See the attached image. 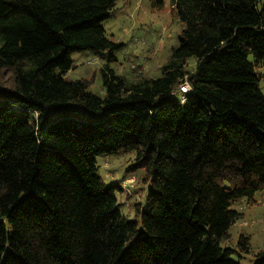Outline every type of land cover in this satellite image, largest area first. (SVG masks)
<instances>
[{"label": "trees", "instance_id": "16d2710c", "mask_svg": "<svg viewBox=\"0 0 264 264\" xmlns=\"http://www.w3.org/2000/svg\"><path fill=\"white\" fill-rule=\"evenodd\" d=\"M118 1L0 0V264H241L249 237L223 244L264 191V0H170L161 76L106 64L99 97L65 76L74 53L113 60ZM120 151L147 185L131 219L98 173Z\"/></svg>", "mask_w": 264, "mask_h": 264}, {"label": "rangeland", "instance_id": "374dc122", "mask_svg": "<svg viewBox=\"0 0 264 264\" xmlns=\"http://www.w3.org/2000/svg\"><path fill=\"white\" fill-rule=\"evenodd\" d=\"M128 1V2H127ZM160 6L157 0H119L116 11L104 22L106 37L121 45L114 52L113 60L109 53L103 55L92 51L74 53L73 68L65 79L75 81L86 79L91 83L90 92L99 97L105 96L101 67L106 64L118 75L134 81L136 75L145 74L148 78L161 76V68L170 59L173 49L178 46V35L183 29L170 0H163ZM193 61L189 65H193ZM263 76L261 88L264 92V67L259 69ZM6 85L11 83L10 74L1 77ZM98 173L108 185H120L121 207L130 219L134 216L136 202L143 201L147 192L144 172H129L134 163V153L120 151L110 156L97 158ZM256 204L247 202L235 207L244 216L231 228V240L224 245L237 248L240 237H249V251L234 255L241 264H253L256 255L264 251V191L255 197Z\"/></svg>", "mask_w": 264, "mask_h": 264}, {"label": "built area", "instance_id": "2783aa9c", "mask_svg": "<svg viewBox=\"0 0 264 264\" xmlns=\"http://www.w3.org/2000/svg\"><path fill=\"white\" fill-rule=\"evenodd\" d=\"M190 89V87H189V84H188V82H184L181 86H180V90L182 91V92H188V90Z\"/></svg>", "mask_w": 264, "mask_h": 264}]
</instances>
